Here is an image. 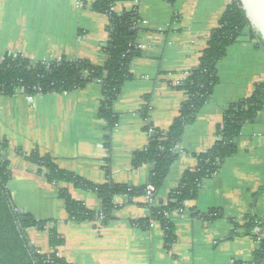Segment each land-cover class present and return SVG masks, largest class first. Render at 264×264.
Here are the masks:
<instances>
[{"label": "crops", "instance_id": "0c3cea01", "mask_svg": "<svg viewBox=\"0 0 264 264\" xmlns=\"http://www.w3.org/2000/svg\"><path fill=\"white\" fill-rule=\"evenodd\" d=\"M96 0H0V57L21 55L34 62L84 59L102 66L107 56L108 17L90 6ZM233 0H132L117 3V14L137 15L135 47L130 79L113 103L117 123L107 140L106 123L98 116L103 96L93 81L71 93L28 97L0 96V140L6 143L2 159L7 164V190L14 207L44 230L27 228L26 238L43 254L51 253L49 229L63 241L58 257L67 264H234L249 263L257 242L249 235H235L250 217L264 220V111L244 125L236 139L237 152L218 171L204 179L195 199L170 214L175 242L166 248L157 222L148 230L132 221L147 218L144 198L126 204L114 219L101 226L97 221L69 219L59 190L88 210L98 211L101 200L92 192L72 185L47 182L27 156L33 152L52 159L64 171L94 185L108 181L138 187L152 166L131 168L133 154L149 142L150 126L167 130L185 100L175 88L194 70L212 31ZM219 83L194 122L185 127L175 148L178 155L155 195L166 203L183 173L196 167L195 156L211 148L216 129L230 105L243 101L257 83L264 82V49L251 29L245 28L217 63ZM146 112V116L144 115ZM110 175L105 172V166ZM214 211L213 219L201 214ZM198 214V215H194ZM238 232V231H237ZM258 235H264V227Z\"/></svg>", "mask_w": 264, "mask_h": 264}, {"label": "trees", "instance_id": "16d2710c", "mask_svg": "<svg viewBox=\"0 0 264 264\" xmlns=\"http://www.w3.org/2000/svg\"><path fill=\"white\" fill-rule=\"evenodd\" d=\"M132 0H96L90 9L108 17V40L104 49L107 59L102 66L94 65L84 59L68 60L61 58L49 62H34L21 55L5 54L0 57V96L11 97L25 94L28 97L49 94L71 93L97 81L102 91V102L98 116L106 123L108 137L117 123L112 111L113 103L118 98L123 84L130 79V65L137 54L135 47L137 32V15L133 11L117 14L113 7L117 3ZM174 0H167L173 3ZM251 29L252 37L258 39L264 49L260 35L250 26L238 0H233L220 17L217 27L212 31L207 47L202 51L197 67L192 70L175 88L182 91L185 100L179 108L178 115L167 130L146 127L149 133L147 146L136 151L131 159V168L138 170L143 165L152 166L147 181L138 187L114 184L108 181L103 185H94L59 169L51 158L33 152L27 156L30 163L37 166L47 182L53 185L67 184L77 189L87 190L101 200V208L92 211L71 198L66 188L59 190L70 220L98 221L101 226L114 219V212L121 208L118 197H126V204H138L137 199L144 198L146 187L152 186L153 199L167 177L170 167L177 160L175 148L178 145L186 126L192 124L198 113L212 96L219 83L217 63L222 59L229 45L236 42L245 28ZM264 111V82L257 83L249 97L229 106L216 129V139L211 148L195 156L196 167L186 170L177 185L170 191L166 203L144 206L149 209L147 218L132 221L137 229L148 230L153 222L159 223L166 248L175 242L174 229L169 219L171 213L181 211L184 204L196 198L204 179L211 178L221 164L237 152L236 139L244 125L253 122ZM146 116V112L144 114ZM6 143L0 140V264H67L58 257L56 249L63 241L54 228L49 229V246L51 253L43 254L31 246L26 238L27 228L44 230L46 222L35 221L28 214L20 213L13 205L7 190L9 172L2 159ZM110 175V169L105 166ZM195 216L198 214H194ZM220 214L211 211L201 214V218L213 219ZM235 235H249L257 242V248L249 263L264 264V235H258L264 227V220L250 217L245 226L234 225ZM238 231V232H237Z\"/></svg>", "mask_w": 264, "mask_h": 264}, {"label": "water", "instance_id": "95a60500", "mask_svg": "<svg viewBox=\"0 0 264 264\" xmlns=\"http://www.w3.org/2000/svg\"><path fill=\"white\" fill-rule=\"evenodd\" d=\"M250 26L264 42V0H238Z\"/></svg>", "mask_w": 264, "mask_h": 264}, {"label": "built area", "instance_id": "2783aa9c", "mask_svg": "<svg viewBox=\"0 0 264 264\" xmlns=\"http://www.w3.org/2000/svg\"><path fill=\"white\" fill-rule=\"evenodd\" d=\"M153 192H154V188L152 187V186H147L146 187V194H145V197H144V200L146 201V202H148V203H150V204H156V202H155V199H153V197H152V194H153ZM117 201V200H116ZM98 222V221H97ZM99 223V222H98Z\"/></svg>", "mask_w": 264, "mask_h": 264}]
</instances>
